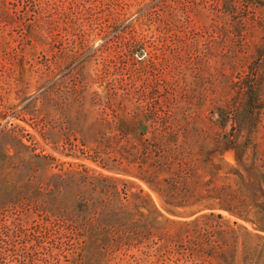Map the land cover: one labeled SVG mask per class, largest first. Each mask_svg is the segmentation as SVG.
Instances as JSON below:
<instances>
[{
    "label": "rangeland",
    "instance_id": "rangeland-1",
    "mask_svg": "<svg viewBox=\"0 0 264 264\" xmlns=\"http://www.w3.org/2000/svg\"><path fill=\"white\" fill-rule=\"evenodd\" d=\"M37 2L0 24V264H264V0Z\"/></svg>",
    "mask_w": 264,
    "mask_h": 264
},
{
    "label": "trees",
    "instance_id": "trees-1",
    "mask_svg": "<svg viewBox=\"0 0 264 264\" xmlns=\"http://www.w3.org/2000/svg\"><path fill=\"white\" fill-rule=\"evenodd\" d=\"M22 4L23 2L26 4H23L24 7L23 13L21 14L22 17H19V14H12L7 11L8 10V4L6 0H0V24L3 25H19L24 28L25 32L28 33V37H34L36 39L40 36V26H41V17L35 14H38V0H19ZM29 1V2H27ZM18 1L12 0L10 1L11 6L16 7ZM1 26V25H0ZM38 37V38H37ZM231 148H235V145H229ZM222 206V205H221ZM225 208L224 206H222ZM264 209V206H262ZM78 209L81 211H87L88 207L83 204L78 205ZM117 214L122 212H126L125 208L117 207L115 208ZM125 214V213H124ZM219 216V215H218Z\"/></svg>",
    "mask_w": 264,
    "mask_h": 264
}]
</instances>
